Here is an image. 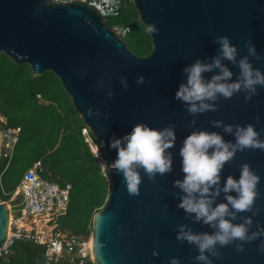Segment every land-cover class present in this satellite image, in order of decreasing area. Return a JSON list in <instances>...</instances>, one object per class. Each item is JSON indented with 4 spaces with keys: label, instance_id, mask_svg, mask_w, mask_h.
Listing matches in <instances>:
<instances>
[{
    "label": "water",
    "instance_id": "water-1",
    "mask_svg": "<svg viewBox=\"0 0 264 264\" xmlns=\"http://www.w3.org/2000/svg\"><path fill=\"white\" fill-rule=\"evenodd\" d=\"M139 20L154 25L149 32L152 50L138 56L110 27L98 10L88 3L52 0H0V53L17 65H28L34 76L52 72L61 82L83 124L104 149L111 162L115 149H109L108 138L119 137L136 123L153 128L168 124L175 127L176 142L172 153V171L149 180L140 171L138 194L126 192L122 177L109 173L108 198L92 220L91 254L94 264H168L176 257L181 264H192L196 250L175 238L178 224L194 232H211L207 225L193 223L176 207L178 192L173 180L181 179L178 149L184 136L193 128L220 132L211 120L224 123H255L264 127V88H258L248 102L243 93L219 99L215 111L197 114L189 126V116L181 103L173 100L184 74L181 69L195 59L204 60L217 53L216 36H228L239 55H245L244 41L249 40L260 61L253 66L264 72V0H132ZM239 58V57H237ZM236 78L238 69L222 61ZM216 71V70H214ZM213 73H204L210 78ZM137 76L144 83L136 84ZM120 77L126 79L122 87ZM111 92V96L108 93ZM231 140L230 134H222ZM1 158V133H0ZM247 163L260 177L254 207L261 211L253 217L264 225V151H238L221 172L224 176L239 174V166ZM223 199V194L217 202ZM238 213L234 223L240 222ZM10 209L0 201V249L8 238ZM258 241L246 243L243 251L234 244L220 248L219 257H210L212 264H264V253Z\"/></svg>",
    "mask_w": 264,
    "mask_h": 264
},
{
    "label": "clouds",
    "instance_id": "clouds-1",
    "mask_svg": "<svg viewBox=\"0 0 264 264\" xmlns=\"http://www.w3.org/2000/svg\"><path fill=\"white\" fill-rule=\"evenodd\" d=\"M155 30L154 25L145 28L148 32ZM214 43L218 46L217 53L210 62H207V57L204 60L197 58L181 69L184 78L172 97L193 117L188 121L189 126L196 123L197 114L215 111L219 99L243 93L244 101L248 102L257 94L258 88H264V72L254 67L250 59L260 61L262 56L249 40L244 41L245 55L238 54L237 47L228 36H216ZM224 60L238 69L235 79H232L228 66L222 63ZM204 73L213 74L206 79ZM119 80L122 87H127L124 77ZM144 82L143 76L136 77V84ZM108 95L111 96V92ZM254 120L255 123L243 125L211 120V127L220 128V132L193 128L181 141L178 155L183 176L172 182V186L179 190L172 194L177 199L176 207L182 209L193 223L212 229L211 232H194L185 224L176 226V240L186 242L196 250L197 254L190 258L192 264H212L210 257H219V249L230 244L240 252L244 244L258 241L257 249L264 253V225L253 220L261 211L259 206L254 207L259 195L257 185L260 177L247 163H242L238 176L228 174L221 183L225 164L238 151H264V127L257 129L259 117H254ZM222 134H230L232 139L225 140ZM175 142V127L171 123L162 128L136 123L119 137L115 134L109 136L108 147L115 149V158L111 162L98 160L100 172L108 175L114 170L122 177L126 192L138 194L141 183L139 170L142 169L149 180L172 171V153L168 150L174 147ZM97 151L93 149L94 153ZM221 194L223 199L217 202ZM238 213L250 215H242L240 222L234 223ZM168 264H181V261L172 257Z\"/></svg>",
    "mask_w": 264,
    "mask_h": 264
},
{
    "label": "trees",
    "instance_id": "trees-1",
    "mask_svg": "<svg viewBox=\"0 0 264 264\" xmlns=\"http://www.w3.org/2000/svg\"><path fill=\"white\" fill-rule=\"evenodd\" d=\"M108 27L128 26L123 38L138 56L152 50L146 26L139 20L132 0H122L117 17L106 19ZM0 129L19 128L12 152L0 158V201H8L26 171L41 164L40 176L59 186L71 185L68 210L62 227L77 236L89 237L92 220L106 203L110 185L84 142L82 118L52 72L34 76L30 66L17 65L0 53ZM45 248L20 240L0 264H44ZM85 264H94L87 260Z\"/></svg>",
    "mask_w": 264,
    "mask_h": 264
},
{
    "label": "built area",
    "instance_id": "built-area-1",
    "mask_svg": "<svg viewBox=\"0 0 264 264\" xmlns=\"http://www.w3.org/2000/svg\"><path fill=\"white\" fill-rule=\"evenodd\" d=\"M68 3L75 0H52ZM94 6L105 19L117 17L122 8V0H79ZM122 39L128 35V26L111 28ZM19 128L2 130L1 154L7 157L11 154L17 140ZM84 142L98 160L109 162L105 156L103 145L94 138L87 126L82 128ZM93 149H97L96 153ZM99 167V165H98ZM41 164L34 163L23 175L6 202L10 209L8 238L0 249V255L8 254L16 241L24 240L45 248L44 264H85L92 261L91 235L81 237L72 233L60 224V219L66 215L69 203L70 184L64 187L40 176ZM108 184L109 174H102ZM15 211L18 214L15 215Z\"/></svg>",
    "mask_w": 264,
    "mask_h": 264
},
{
    "label": "rangeland",
    "instance_id": "rangeland-1",
    "mask_svg": "<svg viewBox=\"0 0 264 264\" xmlns=\"http://www.w3.org/2000/svg\"><path fill=\"white\" fill-rule=\"evenodd\" d=\"M0 121L3 122L4 120L2 118H0ZM0 132L2 133V130L1 129H0ZM17 214H18V211H15V215H17Z\"/></svg>",
    "mask_w": 264,
    "mask_h": 264
}]
</instances>
